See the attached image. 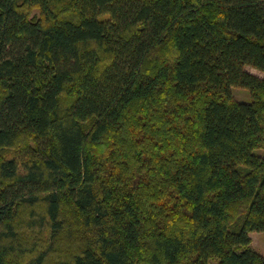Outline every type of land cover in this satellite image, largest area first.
<instances>
[{
	"label": "trees",
	"instance_id": "1",
	"mask_svg": "<svg viewBox=\"0 0 264 264\" xmlns=\"http://www.w3.org/2000/svg\"><path fill=\"white\" fill-rule=\"evenodd\" d=\"M248 67L264 0H0V264H264Z\"/></svg>",
	"mask_w": 264,
	"mask_h": 264
},
{
	"label": "rangeland",
	"instance_id": "2",
	"mask_svg": "<svg viewBox=\"0 0 264 264\" xmlns=\"http://www.w3.org/2000/svg\"><path fill=\"white\" fill-rule=\"evenodd\" d=\"M38 13V12H35ZM247 70L249 72H252L256 75L259 76H264L263 73L253 69V68H247ZM233 94L236 98V100H238L239 102H243V103H250L251 102V95L250 92L246 89H241V88H234L233 89ZM256 154L264 157V149L261 150H256L255 151ZM31 239H32V233H31ZM33 237H35V235L33 234ZM45 237V235H44ZM251 238H252V247L259 252L262 256H264V235L262 233H257L254 232L251 234ZM34 239V238H33Z\"/></svg>",
	"mask_w": 264,
	"mask_h": 264
}]
</instances>
